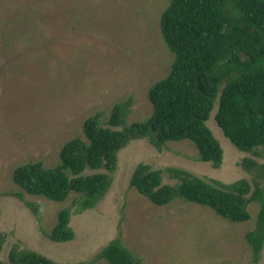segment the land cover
Instances as JSON below:
<instances>
[{
  "label": "rangeland",
  "instance_id": "rangeland-1",
  "mask_svg": "<svg viewBox=\"0 0 264 264\" xmlns=\"http://www.w3.org/2000/svg\"><path fill=\"white\" fill-rule=\"evenodd\" d=\"M172 0H0V262L10 251L32 250L59 263L93 262L121 238L141 264L258 263L246 235L260 210L251 204V220L233 223L211 209L185 200L158 207L131 186L139 164L156 170L179 168L205 180L234 183L247 178L240 152L215 121L208 125L224 149L219 169L199 160L193 142H170L162 151L148 138L134 140L119 154V166L107 196L95 209L72 212L75 239L49 240L61 210L73 206L24 193L40 204L41 222L12 194L20 166L60 163L62 146L84 138V122L98 113L108 118L115 104L134 100L128 122L154 112L150 89L165 79L175 60L161 33V17ZM264 163L263 160H260ZM164 173V184H176ZM44 230V231H43ZM94 264H109L100 261Z\"/></svg>",
  "mask_w": 264,
  "mask_h": 264
},
{
  "label": "trees",
  "instance_id": "trees-1",
  "mask_svg": "<svg viewBox=\"0 0 264 264\" xmlns=\"http://www.w3.org/2000/svg\"><path fill=\"white\" fill-rule=\"evenodd\" d=\"M161 33L175 56L169 75L149 91L154 112L140 122H128L134 100L115 104L108 118L98 113L84 122V138L76 137L60 151V163L47 168L32 162L14 171L21 189L12 194L41 222L40 204L25 194L73 206L61 210L46 237L55 243L75 239L72 212L95 209L107 196L119 166V154L130 142L148 138L162 151L170 142L194 143L199 160L215 169L224 162V149L208 125L215 121L231 143L253 157L243 159L252 176L234 183L205 180L179 168L156 170L141 163L131 186L151 203L165 207L185 200L211 209L233 223L251 220L250 206L260 205L255 228L246 239L258 263L264 247V0H172L161 17ZM164 173L176 184H164ZM4 238L0 234V254ZM11 264H59L36 251H10ZM141 264L142 259L123 243L112 241L94 264ZM0 264H3L0 262Z\"/></svg>",
  "mask_w": 264,
  "mask_h": 264
}]
</instances>
